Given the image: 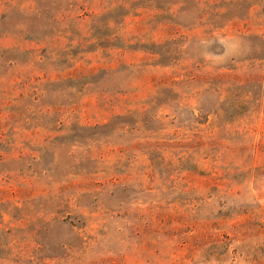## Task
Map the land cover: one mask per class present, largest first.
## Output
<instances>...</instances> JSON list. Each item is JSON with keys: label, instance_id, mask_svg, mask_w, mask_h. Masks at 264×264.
Listing matches in <instances>:
<instances>
[{"label": "rangeland", "instance_id": "374dc122", "mask_svg": "<svg viewBox=\"0 0 264 264\" xmlns=\"http://www.w3.org/2000/svg\"><path fill=\"white\" fill-rule=\"evenodd\" d=\"M0 264H264V0H0Z\"/></svg>", "mask_w": 264, "mask_h": 264}, {"label": "trees", "instance_id": "16d2710c", "mask_svg": "<svg viewBox=\"0 0 264 264\" xmlns=\"http://www.w3.org/2000/svg\"><path fill=\"white\" fill-rule=\"evenodd\" d=\"M241 86V85H240Z\"/></svg>", "mask_w": 264, "mask_h": 264}]
</instances>
